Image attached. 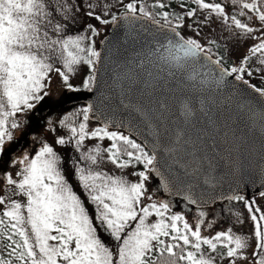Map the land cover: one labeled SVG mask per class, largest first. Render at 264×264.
<instances>
[{
  "label": "snow or ice",
  "instance_id": "1",
  "mask_svg": "<svg viewBox=\"0 0 264 264\" xmlns=\"http://www.w3.org/2000/svg\"><path fill=\"white\" fill-rule=\"evenodd\" d=\"M115 2L123 8L119 14L112 11L114 4L108 0H67L58 8L52 0H0V152L6 142L13 140L12 130L20 127L17 114L35 109L49 95L45 89L51 72L62 78L69 91L81 90L69 83V74L75 73L80 65L86 66L89 72L82 80V88L95 99L59 121L70 135L57 137L55 144L74 142L79 152L86 138L111 141L108 148L97 144L81 153L80 160L88 162L86 167L75 164L78 183L94 206V218L66 180L61 157L49 143H43L31 158L25 152L21 158L13 159V164L22 167L15 174L18 179L5 174L2 181L5 188L0 195V206H3L0 264H217V260L225 259L228 264H242L245 260L248 264H264V211L254 207V201L236 194L224 197L228 201H244L250 214L255 250L249 258L244 251L249 247L248 237L237 235L231 228L212 236L202 235V225L206 223L203 211L190 224L184 214L172 212L169 202L154 200L146 188L154 173L161 178L164 190H169L172 184L178 185L177 194L183 192L189 205L199 206L203 202V192L201 199H196L192 190L198 186L201 176L205 185L214 186L217 182V158L223 157L208 129L216 128L211 115L216 100L211 93L226 83L225 77L242 81L256 93L255 104L245 100L237 107L264 133V88L250 85L241 75L252 76L253 72L245 65L250 56L264 53V0H230L238 9L231 16L223 4L207 0H191L196 8H187L186 0H179L182 14L149 11V8H167L161 0H155L152 5L145 4L144 0ZM200 10L207 11L209 16L215 15L229 30H237L232 32L237 39L243 35L258 40L239 65L230 69L223 67L222 58L213 59L210 49L197 39L182 35L181 29H195L202 23L195 18ZM84 16L100 25L124 27L147 37V50L134 53L123 64L118 63L113 69V81L121 92L117 107L127 112L129 127L143 125L152 137L150 141L137 142L120 131H112L110 121L87 131L90 113L99 111L97 102L107 107L113 102V96L99 87L101 53L92 40L99 34L97 27L87 24L88 36L66 34ZM238 17H246L249 22ZM207 19L205 16L204 20ZM253 19L259 22V27L251 26ZM147 22L154 27L149 29ZM254 32L260 36L253 37ZM58 63L63 70L56 67ZM259 63L264 65V59ZM201 68L207 71L202 74ZM173 69L187 73L186 79L193 82V95L153 98L160 91L162 74L167 72L173 76ZM213 73H216L214 78ZM124 82L128 83L126 90ZM141 85V91L148 96L147 104L143 101L134 104L130 99L126 102L125 97ZM197 112L206 118L204 127L196 128L193 124ZM75 116H82V120L71 122ZM116 127H124L123 121ZM216 132L219 135V129ZM224 136L226 140L227 132ZM209 139L213 154L201 155ZM105 159L121 170L142 165L143 170L131 173L138 181L102 171L101 163ZM260 196L264 197V192ZM144 200L150 203L144 204ZM152 216L156 219L150 223ZM100 228L115 243V250L98 235Z\"/></svg>",
  "mask_w": 264,
  "mask_h": 264
},
{
  "label": "water",
  "instance_id": "2",
  "mask_svg": "<svg viewBox=\"0 0 264 264\" xmlns=\"http://www.w3.org/2000/svg\"><path fill=\"white\" fill-rule=\"evenodd\" d=\"M147 26L149 29L154 27L150 22H147ZM146 39L147 37L143 33L138 35L136 32L128 31L124 27L116 29L113 25H108L97 42L96 50L101 53V60L98 64L99 87L106 94L113 96V102L107 107L97 102L99 111L90 113L89 119L90 122H94L99 126H103L105 121H110V130H119L142 143L150 141L152 137L143 125L135 124L129 127L127 112L122 107H117L121 92L120 88L116 86L117 82L113 81V69L116 68L118 63H125L134 53L142 50L146 51ZM119 70L122 71L123 69ZM173 71L175 72L173 76H169L167 72L162 74L163 79L159 82L160 91L153 98L171 95H193L191 92L193 82L186 79L187 73H182L176 69H173ZM200 71L204 74L207 70L201 68ZM215 75L216 73H213V78ZM225 81L226 83L218 91L211 93L216 100L211 112L216 122V128L208 129L210 136L216 139L217 151L220 157H223V159L217 158L218 168L215 173L217 182L214 186L205 185L203 183L204 177L201 176L198 186L192 190L193 198L196 199H201V193L203 192V202L199 206L189 205L184 200L183 192L177 194L176 188L178 185L172 184L169 190L166 191L161 185V178L154 173L151 174L162 195L178 198L194 208H205L215 202L225 201L227 199H224V197L231 194L243 195L248 198L264 192V133L261 132L258 124L253 125V121L247 113L237 107L239 103L245 100L255 104L257 101L253 98L256 97V93L242 81H236L234 77H225ZM123 87L126 90L128 83L124 82ZM142 87L141 85L134 88L130 95L125 97L126 102L130 99L134 104L138 101L147 104L148 96L141 91ZM148 91H151V89ZM94 99L93 94L86 90L69 91L66 89L61 99L55 103H49L46 100L41 101L32 110L25 132L5 149L1 156L8 157L18 152L34 126L35 120L47 111L67 107L75 103H82L85 106L92 103ZM205 119L203 114L197 112L193 124L196 128L204 127ZM122 121L124 127H116ZM216 129H219V135H217ZM225 132H227L226 140ZM192 135L195 139V130H193ZM211 143L212 141L209 139L208 146L201 155L213 154ZM229 152H231V155H229ZM185 191H187L186 187Z\"/></svg>",
  "mask_w": 264,
  "mask_h": 264
},
{
  "label": "rangeland",
  "instance_id": "3",
  "mask_svg": "<svg viewBox=\"0 0 264 264\" xmlns=\"http://www.w3.org/2000/svg\"><path fill=\"white\" fill-rule=\"evenodd\" d=\"M108 2L114 4V7L112 9L113 12L117 13L123 10V8L119 4H116L115 0H108ZM128 2H130V0H124V3ZM52 3L54 7L58 8L60 3H67V0H52ZM191 8H196V6L192 4ZM177 11L181 14L183 12V10L180 9H178ZM205 16L208 17L207 21L204 20ZM59 18V16H56V19ZM195 18L198 21H202V23L198 24L195 29H181L182 35H184L185 37L197 39L198 42H200L206 48L210 49L209 54L212 55L215 59L222 58V65L225 68L230 69L233 66L239 65L240 61L245 55H250L248 53V49L253 44L258 42L257 39H253L252 37H244L243 35H241L240 38L237 39L236 36L232 35V32L237 30H235L234 28L229 30L225 24H223L216 18L215 15L209 16L207 11H198ZM187 22L190 23L191 21L189 20ZM89 23L96 26L99 30V34L92 38L95 47L98 39L103 35L108 25H100L97 21L84 16L79 21V23L75 24L72 30L66 34L76 35L79 33L88 36L90 35V33L86 31V26ZM251 26L258 27L254 24H251ZM197 31L199 32V35L196 34ZM252 36L258 38L260 36V33L254 32ZM209 40L215 41V43L209 44ZM261 59H264V53H256V55L250 56V59L245 67L248 70L252 71L253 75H241H243L245 80H248L249 84L255 85L259 88H264V79H262V76H264V71H258V69H264V65H261L259 63ZM56 67H60L61 70H63L62 65L59 63L56 64ZM88 74L89 72L87 67L84 65H80L75 73L69 74V83H71L74 88L82 89V80ZM50 77V81L46 82L45 89L49 92V95L45 97L44 100L49 103H55L61 99L64 90H66V86L63 84L62 78L55 71L50 73ZM83 106V104L77 103L71 106L47 111L44 115L35 120L34 126L32 127L30 133L24 140L18 152L8 157H2L1 155L3 152H0V195L4 194L5 185L4 183H2V181L5 174H10L14 179H18L15 174L20 170L22 166L19 164H13V159L21 158L25 152L29 155V158H31L35 156L36 151L42 146V144L47 142L61 157V165L66 180L69 182L73 190L81 197L82 203L85 204L86 208L90 212V216H93L94 218V206L88 202L87 193L81 188L78 183V177L75 174V164L78 163L79 166L86 167L88 162L80 160L81 153L88 151V149L95 147L97 144H99L101 148H108L111 144V141L107 139L101 141L98 138H86L79 152L76 150L74 142L63 146L55 144V139L57 137L63 136L67 138L70 135L68 129L62 127L59 124V121L62 120L65 115H68L69 113L74 112L75 110L82 108ZM31 113L32 110L29 112L17 114L16 119L18 122H20V127L12 130L13 140L5 143L4 150L11 146L14 140L19 138L22 133L25 132L26 127L29 124ZM81 120L82 116H75L73 118V121L71 122L78 123ZM87 123L88 132H91L96 127H98L96 123L89 121ZM104 155L106 157L107 154L105 153ZM101 170L109 174L125 176L128 180L136 182L138 181V177L132 175L131 173L134 171L143 170V166L136 165L135 168L129 167L127 169L121 170L116 168L115 165H112L105 159L101 163ZM146 188L148 190V193L153 195L154 200H164L169 202L172 205V212H180L184 214L185 219L190 224H194L198 212L203 211L205 213L204 220L206 223L202 225V235L212 236L215 234V232L225 231L231 228L237 235L248 237L249 247L244 251L245 255L251 258V253L253 250H255V238L253 236L254 225L250 219V214L245 207L244 201L226 200L215 203L208 208H194L185 204L178 198L162 196L159 192L160 190L157 182L151 175L149 177V180L146 182ZM13 198L23 199L22 197ZM245 199L249 202L254 201L255 203L253 206L259 207L262 211H264V197L260 196V193ZM143 203L147 204L150 203V201L144 200ZM2 210L3 206H0V211ZM237 217H239V219H237ZM155 219L156 217L152 216L149 218V222H154ZM209 223L212 224L211 228L208 227ZM132 226L134 227V224ZM98 235L101 237L104 243L115 250V243L108 237V235L103 231L102 228L99 229ZM217 264H228V261L226 259L224 261L217 260ZM242 264H248V260L243 261Z\"/></svg>",
  "mask_w": 264,
  "mask_h": 264
},
{
  "label": "trees",
  "instance_id": "4",
  "mask_svg": "<svg viewBox=\"0 0 264 264\" xmlns=\"http://www.w3.org/2000/svg\"><path fill=\"white\" fill-rule=\"evenodd\" d=\"M161 2L167 4L168 7L167 8H164V9H160V8L152 9V8H149V11H153V12L169 11L170 13H172V12H178L177 11L178 9L182 10L179 7V0H161ZM207 2H215V3H221V4H223L226 7V12H227V14L229 16H231L233 14H236V12H238V9H236L230 3V0H207ZM144 3L147 4V5H152V4L155 3V0H144ZM186 3H187V8H191L192 7L191 0H186ZM122 11L123 10L117 12V14L120 13V12H122ZM238 18H240L241 20H243L246 23L249 22L246 17H238ZM157 19H160V17L157 16ZM250 23L251 24H254V25H257L259 27V22L258 21H255V19H253V21L250 22Z\"/></svg>",
  "mask_w": 264,
  "mask_h": 264
},
{
  "label": "bare ground",
  "instance_id": "5",
  "mask_svg": "<svg viewBox=\"0 0 264 264\" xmlns=\"http://www.w3.org/2000/svg\"><path fill=\"white\" fill-rule=\"evenodd\" d=\"M75 104H77V103H75ZM81 104H82V103H81ZM72 105H74V104H72ZM69 106H71V105H69ZM252 196H253V195H252ZM250 197H251V196H250ZM173 198H174V197H173ZM248 198H249V197H248ZM221 202H222V201H221ZM215 203H218V202H215ZM215 203H213V204H215ZM213 204H212V205H213ZM212 205H211V206H212ZM205 208H208V207H205Z\"/></svg>",
  "mask_w": 264,
  "mask_h": 264
}]
</instances>
